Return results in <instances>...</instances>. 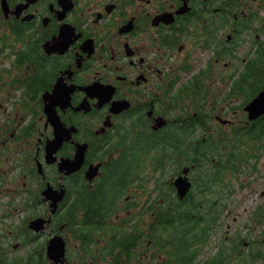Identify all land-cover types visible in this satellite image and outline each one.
I'll use <instances>...</instances> for the list:
<instances>
[{"label": "flooded vegetation", "instance_id": "af4514ba", "mask_svg": "<svg viewBox=\"0 0 264 264\" xmlns=\"http://www.w3.org/2000/svg\"><path fill=\"white\" fill-rule=\"evenodd\" d=\"M241 1L0 0V161L10 158L14 148V166L26 168L29 157L34 163L35 172L23 175L24 206H33L28 197L38 193L37 206L47 208L41 195L46 184L68 188L69 198L65 194L58 203L52 221L54 232L65 240L64 264H94L102 258L112 264L123 250L127 225L138 228L132 214L113 222L109 210L115 208L118 214L132 204L137 193L129 187L145 182L146 161L156 156L138 152L139 145L151 142L145 137H124L146 133L155 118L166 117L173 106L183 114L182 122L198 119L205 87L219 89L221 81H230L237 63L243 77L248 72L243 66H250L264 50V15L251 4L244 9ZM257 1L264 5V0H252ZM127 101L130 107L125 110ZM214 108L213 103L205 107L210 112ZM156 132L152 128L148 134L154 137ZM58 138L62 142L48 157V148L54 149L57 143L52 142ZM33 141L34 149L25 150ZM81 151L83 163L69 172ZM37 162L42 166L39 174ZM96 164L99 168L89 181L86 171ZM148 169L157 171L153 164ZM28 179L35 183L29 186ZM155 183L150 193L153 188L158 192L152 198L150 194L145 206L152 220L149 231L132 236L138 241L136 251L155 228L171 225L170 205ZM157 205L164 209L156 219ZM258 211L247 218L246 238L236 242V234L231 237L229 258L223 250L217 254L220 259L215 253L195 263L198 243L208 235L192 242L194 231L184 226L182 235L174 238L181 249L175 260L232 264L231 259L245 255L246 264H264V207ZM165 239L159 237V243ZM146 257L147 264H169L154 260L151 253Z\"/></svg>", "mask_w": 264, "mask_h": 264}, {"label": "rangeland", "instance_id": "374dc122", "mask_svg": "<svg viewBox=\"0 0 264 264\" xmlns=\"http://www.w3.org/2000/svg\"><path fill=\"white\" fill-rule=\"evenodd\" d=\"M249 4L252 5L251 7L253 9L256 8L260 15H264V5L262 3L259 4L258 1L253 3L252 0H242L240 2L241 7L244 9H250V7H248ZM202 64L203 62L200 65ZM198 67H195V69L197 70ZM240 68V63H237V68L233 79H236L238 76V70ZM228 86L229 82L227 80L221 81L219 86V96L217 99V110L214 112V114H209L207 117L209 120L206 124L209 126L208 128L212 129L213 133H216L217 131L219 133L228 132L230 135L231 129L236 127L237 123L244 122L246 119L241 108L244 96L236 94L231 98H227L226 91ZM188 103V100L184 102L186 106ZM172 113H177V110H174ZM233 113L235 114L233 115ZM216 116H220L223 119H228L229 122L221 123L218 119H216ZM174 117L177 116H172V118ZM170 130H173V127H171ZM170 130L167 132L169 133ZM201 132H205L204 127H202ZM170 136L172 137L173 135ZM215 138L217 137H214V139ZM13 145L19 147L15 141H13ZM34 147V141L33 143L28 142L24 145L25 150H32ZM202 147H205L204 143L201 144V148ZM16 157H18V155L14 148H12L11 157H3V160L0 161V172L3 176H0V259L6 258L7 262H12L14 259L24 256L27 252L33 249L36 244L46 241V239L50 236V229L53 231L52 226H50L43 233L39 234L33 242L26 243L25 235L22 233L24 223L29 217L37 216L38 213L42 211V208L38 207L37 209L27 210L28 206H24L25 203L22 202V198L24 196L21 195L23 189L25 188V186L22 184L23 180L25 181L23 175L29 174L31 171L35 172V165L32 163V161H30L31 158L29 157L27 164L28 168H24L22 166L21 169H19V167L14 166V158ZM202 158L203 161L209 159L206 158L204 154ZM163 160V166L165 168L162 175L160 174L159 169L154 173L148 169V166H151L152 163L150 161H146L143 173H145L148 178L139 187H137L135 183L129 187L131 192L137 193L135 200L127 209H124L125 211H120L118 214L115 208L110 209L109 215H112L110 220L117 222L124 216L132 214L137 220L138 230L148 232V225L152 222V220L149 221L150 214L148 210L145 209V206L147 205L149 196L151 194V184L154 180L156 181V187H160L162 183H166V180L163 178L173 172V164L177 165L175 161L171 162L166 156L163 158ZM254 160H257L255 165L253 164ZM6 164L9 166V168L5 166ZM199 165L201 164L199 163ZM254 166L255 170H253ZM206 168L207 167L204 164L201 170L203 169L204 171ZM241 170L242 171L237 172L231 177V173L226 172L225 179L227 184L224 188L220 186H214V180L211 181L210 186H205L202 183L203 192H200V189H197L195 183L197 182L198 185L201 182L197 177L198 174H200V171L197 169L189 171L191 179H194V181L192 180V182H194L192 183L193 199L200 201L199 209L194 210L192 213L196 215V213L201 210L206 211L207 214H209L212 210H215L217 213V218L213 222L212 228L208 231V236L205 238V241L198 243L201 246V249L198 251L197 255L194 256L195 263L198 259L203 258L206 260L207 258L212 257V255L215 253L216 259H220L217 254L223 253L224 247L229 248L230 246V250L232 251L233 239H231V237L233 238L234 234L237 232V236L241 233L244 234L246 238L248 236L246 224H249V220L247 218L250 217V213L255 214L259 212L258 209L260 207H264V149L257 157L248 156L247 162H242ZM33 182L34 180L32 179L27 180L29 186L33 185ZM104 182L107 183V180L104 179ZM106 186L110 185L107 184ZM157 192L158 190L153 188L150 198H152ZM170 195L173 196V193H169V201L171 200ZM254 207L255 209H253ZM43 213H47V210L44 209ZM191 214L189 215L188 220L190 219L192 223L199 224L202 221V219L197 220V222L193 221ZM145 221L146 223H144ZM45 224L46 223L44 222L42 223V225ZM129 228L130 226L127 225L126 229ZM257 229L258 227L255 228V233ZM115 230L116 229H114V231ZM153 231L155 232V229ZM155 233L160 234L159 231H156ZM155 233H153V235L147 236L146 238L144 237L145 239L140 240L138 250L134 251L133 256H139V262L142 264H147L148 259L146 255L149 253H151L154 256V260L158 262L178 264L177 261H173L175 260V257L181 253V249L179 245L175 243L174 231L169 229L163 233L165 235L162 236L168 237L163 246L159 244ZM203 235L204 233L202 236ZM196 239V233H190V240L192 242H196ZM194 251H196V249H194ZM231 251L229 253H225L229 255ZM242 251L245 253L248 250L243 247ZM71 256L72 252L70 253V257ZM230 261L232 264H246V262L243 260V256L236 257ZM93 262L94 264H105L107 259L102 258L99 261L93 260ZM136 262L137 260L133 258L132 261H127L125 264H135ZM86 263H90V260L86 259Z\"/></svg>", "mask_w": 264, "mask_h": 264}, {"label": "trees", "instance_id": "16d2710c", "mask_svg": "<svg viewBox=\"0 0 264 264\" xmlns=\"http://www.w3.org/2000/svg\"><path fill=\"white\" fill-rule=\"evenodd\" d=\"M208 143H205V148H201V152L204 151V155L209 154L210 156H214L216 153L219 154V163H218V175L216 171L209 170V174L204 175L202 180L207 183L208 181H213V184H218V187L226 186L225 182V174L226 172L235 173L237 170L236 164H242V162H247L248 156H259L260 152L264 149V117L259 121H254L250 124H246L245 122H241L237 124L231 130V136H229L228 132L219 133L218 141L214 139V134H209ZM222 147V151L218 150ZM209 149V150H208ZM217 150V151H216ZM216 151V152H215ZM221 156H225V158L221 159ZM197 166H199V162H196ZM156 163V167H157ZM210 165V161H209ZM212 171V172H210ZM238 171L240 172V167H238ZM204 174V172H203ZM213 174L215 176H213ZM192 203L186 209L176 210L171 213V220L181 221L188 217V215L193 211L198 209L199 201H195L193 199V195L191 196ZM205 217V212L202 210L199 211ZM204 217V218H205ZM203 218V219H204ZM209 221H214L215 212L212 211L209 213V216L206 217ZM173 230L174 228H168ZM205 232L199 231L198 235H202ZM177 232L174 233L176 235ZM156 237L159 239L161 237L159 234H156ZM163 235V234H162ZM159 242V240H158ZM136 240L132 238L131 241L123 242V252L128 254V258L130 257V250L135 246ZM31 252H27V256L24 259H19V264H38L37 258L31 256ZM2 264V261H0ZM6 264H18L17 261L7 262Z\"/></svg>", "mask_w": 264, "mask_h": 264}, {"label": "water", "instance_id": "95a60500", "mask_svg": "<svg viewBox=\"0 0 264 264\" xmlns=\"http://www.w3.org/2000/svg\"><path fill=\"white\" fill-rule=\"evenodd\" d=\"M245 108L249 112L248 113V120L255 119L258 116H260L261 114H263L264 113V91L259 93V95L256 96ZM50 116L52 118L51 114H50ZM58 139L54 140L52 142V143H54V142L57 143L56 146L54 147V149L48 148V151H47V156L48 157L52 155V150H56L57 146H59L60 143L62 142V139H59V140ZM82 160H83L82 159V155H78L77 159L71 162L72 168L70 169V171L71 170H73V171L77 170L79 168ZM47 161L49 162L50 159L47 158ZM96 170H97V166H94L93 168H90L87 171L86 178L87 179H92L95 176V171ZM173 183H174L175 187L177 188V194H178L179 197H183L188 192V190L190 189V186H191V183H190V181L188 180V178L186 176V171L185 170L183 171V174H181V175H179V176H177L175 178ZM45 194H46V199H50L51 191L48 190V193L45 192ZM61 197H62L61 194H56L53 197V199L56 201V200H59ZM54 203H53V205H54ZM42 222H43L42 219L33 220V221H31L29 227L32 228L35 231H39L42 228ZM63 244L64 243L58 237L51 238L48 241V244H47V255H48L49 260L55 261V262L58 261V260L62 261V257H63V254H64V250H63L64 249V245Z\"/></svg>", "mask_w": 264, "mask_h": 264}]
</instances>
